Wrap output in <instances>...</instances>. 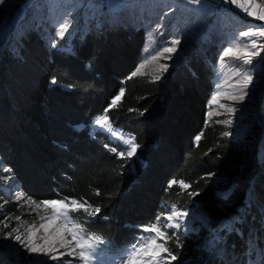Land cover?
Wrapping results in <instances>:
<instances>
[{
	"label": "trees",
	"instance_id": "1",
	"mask_svg": "<svg viewBox=\"0 0 264 264\" xmlns=\"http://www.w3.org/2000/svg\"><path fill=\"white\" fill-rule=\"evenodd\" d=\"M145 40L143 28L112 27L75 38L63 50H48L30 36L21 43L22 60L14 63L8 51L0 56V152L6 168L36 202L86 201L90 212L99 208L94 215L80 210L77 218L85 232L105 241L109 253L135 244L142 228L166 213L164 203L182 192L198 193L193 197L214 228L246 207L253 187L264 202L258 147L251 151L223 135L230 133L225 123L207 117L214 92L209 70L182 61L162 79L133 76ZM105 114L135 137V159L119 156L113 140L92 131L93 121ZM173 180L190 187H169ZM0 199L8 210L16 204L2 193ZM260 215V209H247L236 224L239 232H224L215 241L224 244L222 262L201 258L202 235L176 234L179 246L173 238L167 248L179 264H264ZM0 264L15 263L0 250Z\"/></svg>",
	"mask_w": 264,
	"mask_h": 264
},
{
	"label": "rangeland",
	"instance_id": "2",
	"mask_svg": "<svg viewBox=\"0 0 264 264\" xmlns=\"http://www.w3.org/2000/svg\"><path fill=\"white\" fill-rule=\"evenodd\" d=\"M120 3L127 6L119 12H112L105 0H7L5 5H0V29H2L0 31V56L10 52L12 61L19 62L23 59L21 43L30 36L35 37V40L38 38L45 49L51 50L56 47L63 50L70 47L73 39L84 36L86 33L97 34L106 28L123 26L130 27V29L143 28L146 40L143 47L144 58L140 63L144 64V67L140 68L139 72L136 71V75H147L152 79L159 76V79H162L169 70L182 61L188 62V65L200 62L209 70L214 83V92L209 102L208 119L218 118L221 121L230 119L232 123L225 125L232 138L239 144L248 146L251 151L258 147L257 157L264 166V49H261L260 54L253 58L252 64H244L241 60L226 57L221 66L220 60L225 48L239 43L240 50L243 51L244 45L248 43L249 38L239 37L236 33L256 30L257 26L264 24V21L248 16L237 8L238 13L232 9L229 11L228 4L222 3L221 0H206L207 7L191 4L189 0H120ZM101 4L103 7H100ZM65 21H70L71 24L64 37H60L58 35L60 25ZM157 25H160V28H157ZM174 36L180 37L181 45L178 46L177 52L172 54V59L151 60V57L164 47L170 46V40ZM258 44H264V38H261ZM162 64L169 65L167 71H158ZM245 73L253 77L252 84L246 90L248 95L243 101L229 99V96L241 94L243 89L238 82ZM217 93H220L218 97ZM214 97L219 100L218 104L212 103ZM220 105L232 106L236 112L228 113L226 108ZM210 112H212L211 116H209ZM101 117L98 116L91 124L92 131L104 132L121 151L126 152L127 146L122 141L112 136L107 128L94 124ZM110 126L123 134L125 138L132 137L114 127L112 123ZM137 154L138 149L136 154L129 159H135ZM5 162L6 159L0 152V193L7 198V201L16 204L13 209L8 210V204L0 199V250L12 258L15 264H81L78 256L71 254L67 247H61L63 241L56 227L63 225L65 221L62 216L57 219L59 209L54 210L43 205L37 208L34 204L24 203L23 200L17 201L15 193L20 192V184L13 175L3 171L6 168ZM254 191H256L255 187L247 197L246 207L231 218H239L240 222L243 221L244 213L250 208L251 211L257 213L260 209V216L264 220V202L256 198ZM173 204L176 205L177 210L186 211L188 216L182 221H176L181 224V227L169 228L167 234L173 231L185 237L202 235L204 243L198 248L201 251L199 253L201 258L203 256L209 262L212 259L222 262L225 258L224 244L219 246L215 241H221L224 232L232 234V231H220L223 223L217 228L210 226L208 217L193 196L184 197L182 192L178 198L167 200L164 203L165 216L171 211ZM77 213L78 211H69L67 215L72 223L81 225ZM17 216L21 217L20 221L15 219ZM6 217L11 219L5 220ZM42 217L53 220L54 225L47 233L42 228L36 232L35 243L42 244L43 240L40 238L43 237L49 245H54L57 251L51 255L56 256V259L39 253H30L23 244L13 238L16 233L12 236L7 235L12 228H18L21 234L26 235L25 230L28 226L33 223L39 226ZM165 222L162 220L161 224ZM4 223H8L9 227L5 228ZM146 227L148 226L142 228L137 241L141 237L152 235L144 231ZM24 235L21 236L22 239ZM88 235L87 232L84 233L85 238ZM64 239L71 240V235L65 232ZM98 239L102 243L96 245L95 258L91 264H126L128 260L126 250L130 246L118 253H109L105 241ZM249 242L257 249L255 242ZM165 246L167 247V244ZM75 251L78 252L79 249ZM259 255L260 260L263 261L264 253L261 252ZM250 262L254 264L251 260H247L245 264H250ZM172 264L179 263L172 261Z\"/></svg>",
	"mask_w": 264,
	"mask_h": 264
},
{
	"label": "snow or ice",
	"instance_id": "3",
	"mask_svg": "<svg viewBox=\"0 0 264 264\" xmlns=\"http://www.w3.org/2000/svg\"><path fill=\"white\" fill-rule=\"evenodd\" d=\"M191 4L194 5H201L202 7H207L206 0H189ZM222 3H227L229 6H235L239 11L245 13L248 16L254 17L260 21H264V5L258 4L255 2V0H221ZM7 3V0H0V5H5ZM105 3L108 4L109 10L112 12H119L122 10L123 7H126V4H121L120 0H105ZM100 7H103V4L100 5ZM198 10V9H197ZM259 10V11H258ZM229 11H231V7L229 8ZM71 22L65 21L60 25V30L58 35L60 37H64L65 33L68 32ZM157 28H160V25H157ZM2 31V29H0ZM239 37L249 38L248 43L244 45L243 51L240 50V44L237 43L234 46H229L228 48H225L222 52V55L220 57L221 60V66L224 64L225 58H230L234 60H241L244 64H252L253 58L260 54V50L264 49V44H258V41L261 38H264V24H261L257 26L256 30H248V31H240L236 33ZM185 39H187V36H185ZM181 45V39L179 36H174L170 40V46L164 47L161 51H159L155 56L151 57V60L158 61L159 59L163 58L165 60L172 59V54L177 52L178 46ZM147 63V61L145 62ZM144 64H141L137 72H139L140 68H143ZM169 65L168 64H162L160 65V68L158 71H167ZM137 73H132L133 76H135ZM156 79H159V76L156 77ZM253 77L251 74L245 73L243 74L242 79L238 82L242 85V92L240 95H232L228 98L231 100H239L243 101L245 97L248 95V92L246 91L248 89V86L252 84ZM53 84L56 83V80L53 79ZM220 95V93H217V97ZM121 96H123V89L121 90L120 94L116 96L110 107L114 106L117 101L120 100ZM217 97H214L212 100L213 104H218L219 100ZM221 107H225L226 111L228 113H235L236 109L232 106H226V105H220ZM108 110L106 109L105 112ZM212 115V112L209 113V116ZM225 124H231L232 121L225 120L222 121ZM95 125H99L102 128H107L110 134L114 137H116L119 141H122L124 145L127 146L126 152L121 151L117 154L121 157H124L125 155L127 157H132L136 154L137 149L140 147L135 142V137H127L125 138L123 134L119 133L118 131L114 130L110 126V121L108 116L105 114L101 118H98L95 122ZM225 136L231 135V133L225 132L223 133ZM196 141L198 142L200 140V136H197ZM112 152H116V148L110 149ZM3 171L5 172H11V169L4 168ZM179 183L182 188H188L190 185L185 184L183 181H170L169 187H171L173 184ZM198 193L191 192L189 193L190 196H195ZM15 198L17 201L23 200L26 204H34L37 208H39L41 205L45 207H51L54 210L59 209L57 212V219L61 216L64 218L65 223L63 225L57 226L56 231L60 235V239L63 241L61 244V247H67L71 254L78 256V258L81 261V264H91V261L95 258L94 254L96 252V245L98 243H102V241H99L98 238L93 237L91 234L85 238L84 233L85 229L78 224L72 223L67 213L69 211L76 212L83 210L85 213H89L90 215H94L96 213H99L100 209L96 208L89 211L91 206L87 204V202L79 203L75 200L70 201L69 203H65L64 201H41L40 203H37L36 201L32 200L30 197L26 198V194L22 191L15 193ZM71 205V207L69 206ZM188 216V213L186 211H180L177 210L176 205L173 204L171 206V211L165 216L161 215L158 216L156 219V222L144 229L145 232L150 233L152 235L148 237H141L136 244H133L130 246L129 249H127L128 254V260L126 261V264H161V260H163V264H172V261H176L178 257L176 255H173L172 252L167 248L165 245L169 239H176L177 245L179 246V238L176 236L175 232L173 233V236L167 235V230L169 228L178 229L181 227V224L176 221H182ZM11 218L6 217L5 220H9ZM17 221L21 220V217L17 216L15 217ZM166 221L165 223L161 224V221ZM47 221V222H45ZM240 223L239 218H231L224 222L220 226V231H236L239 232V229L236 227V224ZM54 225L53 220H49L47 217L41 218V223L39 226H37L35 223L28 226V228L25 230L26 235L21 234L19 232L18 228H12L7 235L12 236L13 233H16L13 238L17 241H19L21 244L24 245L25 248L30 253H39L47 256H51L52 259H56V256H52L51 254L56 250L54 245H49V242L45 240L43 237L40 239L43 240L42 244L35 243V233L39 232V230L42 228L45 233L49 232L50 228H52ZM4 227H9L8 223H4ZM68 233L71 235V240H65L64 239V233ZM24 235V239L21 238V236ZM26 241V242H25ZM73 242L75 244L73 245ZM75 249H79L78 252L75 251ZM60 255H63V253H60ZM251 264V262H250Z\"/></svg>",
	"mask_w": 264,
	"mask_h": 264
},
{
	"label": "water",
	"instance_id": "4",
	"mask_svg": "<svg viewBox=\"0 0 264 264\" xmlns=\"http://www.w3.org/2000/svg\"><path fill=\"white\" fill-rule=\"evenodd\" d=\"M229 6V5H228ZM229 7H231V9L234 11V12H236V13H238L237 12V10H236V7L233 5V6H229Z\"/></svg>",
	"mask_w": 264,
	"mask_h": 264
},
{
	"label": "built area",
	"instance_id": "5",
	"mask_svg": "<svg viewBox=\"0 0 264 264\" xmlns=\"http://www.w3.org/2000/svg\"><path fill=\"white\" fill-rule=\"evenodd\" d=\"M255 2H259V3H263L264 4V0H255Z\"/></svg>",
	"mask_w": 264,
	"mask_h": 264
}]
</instances>
